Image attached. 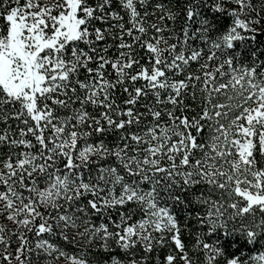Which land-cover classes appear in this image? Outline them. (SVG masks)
Returning <instances> with one entry per match:
<instances>
[{
    "label": "snow or ice",
    "instance_id": "snow-or-ice-1",
    "mask_svg": "<svg viewBox=\"0 0 264 264\" xmlns=\"http://www.w3.org/2000/svg\"><path fill=\"white\" fill-rule=\"evenodd\" d=\"M0 264H264V0H0Z\"/></svg>",
    "mask_w": 264,
    "mask_h": 264
}]
</instances>
